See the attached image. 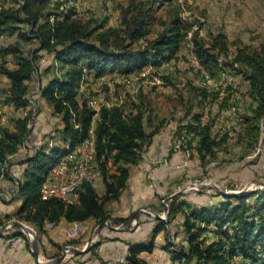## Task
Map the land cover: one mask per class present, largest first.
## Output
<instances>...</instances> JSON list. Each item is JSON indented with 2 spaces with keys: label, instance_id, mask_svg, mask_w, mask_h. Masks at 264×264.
I'll use <instances>...</instances> for the list:
<instances>
[{
  "label": "trees",
  "instance_id": "obj_1",
  "mask_svg": "<svg viewBox=\"0 0 264 264\" xmlns=\"http://www.w3.org/2000/svg\"><path fill=\"white\" fill-rule=\"evenodd\" d=\"M3 1L0 4V39L14 36L15 40L0 43V75L9 82L0 103L15 110L28 105L29 82L39 70L40 58L47 55L52 62L44 72L53 73L55 67L58 73L50 75L46 84L39 88V94L50 105L52 115L59 117L61 122L59 128L44 136L42 146L25 158L26 167L15 181L9 177V157L23 144L31 114L13 117L14 130L0 126V175L14 187L13 198L21 199L15 216L31 223L37 234L43 236L47 232L45 222L57 224L62 219L68 222L93 219L99 224L109 220L105 202L118 197L129 177L130 166L141 161L162 123L148 131L144 111L139 105H134L129 112L119 105L101 106L94 117L95 111L88 105V97L82 95L79 98L80 81L86 72L95 78L113 70L125 74L149 60L157 65L160 59H171L192 26L181 20L178 9H175L168 21L160 23L162 29L155 37L146 38L154 17L153 4L157 0L130 1L120 10L117 26H108L105 18L83 20L74 16L72 9H61L58 0ZM196 35L194 31L195 56L211 75L217 74L221 69L217 56L228 51L225 34L218 32L208 45ZM143 38L144 43L133 48L134 43ZM225 66L247 84L243 96L249 99V105L240 126L247 132L243 138L255 140L259 122L264 117V39L257 47L245 44L237 47ZM195 90L199 102L206 98L208 92L205 89ZM200 118L201 114L193 113L192 121L200 123ZM93 119L95 159L105 187L104 196L99 199L95 189L83 183L77 190L78 203L75 205H65L56 198L41 199L39 184L44 175L61 156L88 137ZM184 128L191 129L193 124H186L180 130ZM225 139L212 136L209 123L201 126L194 147L198 160L203 162ZM216 194L221 195L222 200L213 206L186 205L181 223L185 246L170 241L171 234L166 227L181 207L177 202L181 194L175 195L169 203L165 221L155 219L152 239L163 231L164 250L170 261L177 264H264V188L236 196ZM226 222L228 226L223 228ZM210 224L216 229L209 230ZM18 236L26 240L20 231L8 237ZM104 240L110 238L99 237L87 253L93 252L94 247ZM77 242L76 239L67 240L69 245ZM126 245V262L123 264H147L138 255L151 252L153 241L127 242ZM55 246L61 249L59 245ZM55 256L57 254L52 257ZM234 258L240 261H233Z\"/></svg>",
  "mask_w": 264,
  "mask_h": 264
},
{
  "label": "rangeland",
  "instance_id": "obj_2",
  "mask_svg": "<svg viewBox=\"0 0 264 264\" xmlns=\"http://www.w3.org/2000/svg\"><path fill=\"white\" fill-rule=\"evenodd\" d=\"M130 1L138 3L143 0H80L77 15L83 20L105 18L108 26H117L120 10L126 7ZM206 1L157 0L153 4L154 17L149 26V32L145 37H155L156 33L162 29L160 23L168 21L170 14L175 9H178V15L181 20L191 24V30L194 28L191 35H188V31L174 56L171 59H160L157 65L151 64L149 60L146 64L135 67L129 73L122 74L113 70L103 74L102 77L96 78L91 73H84L80 81L82 88L78 90L79 98L82 95L87 96L88 105L92 109L105 101L123 106L126 112H129L134 105H139L144 111V122L147 130L149 131L162 123L161 129H168L173 139L177 136L176 134L182 131L180 127L186 124H193V128L199 129V126L202 124L209 123L210 129L213 131L220 130L221 127L225 126V123L222 121L229 120L233 115L224 114L222 118L218 119L217 113L211 106L216 98L222 97L220 105L226 109L230 105L233 91H238L241 94L242 116L245 115L249 99L245 95L243 96V93L246 91L247 84L235 73H232L234 76L232 88L226 89L221 94V90L205 89L208 94L204 100L199 102L195 88H202L201 75L200 70L192 61L193 56H195L192 42L193 32L195 31L197 33L196 37L202 39L206 45L210 44L212 37L218 32L224 33L228 51L227 53H219L217 59L222 54L225 60L229 61L233 57L237 47L244 44L257 47L259 40L264 38V29H254L252 26H250L252 28L250 29L246 24V27L241 24L239 21L242 18L243 10L241 0H220L218 3L220 8L217 5H208ZM3 2V0H0V4ZM262 10L264 11V9ZM144 39H140L134 43L133 48L143 44ZM9 40L7 39L6 42ZM3 42L5 44V40ZM48 62L51 63L52 60L47 55H43L39 60L40 65L48 64ZM201 66L204 68L202 64ZM57 71L54 67L53 73H49V76L57 74ZM212 76L220 80L219 73ZM126 78L134 81L133 87L125 81ZM0 85L4 89L5 85L3 86L1 82ZM204 102L209 105L206 109L203 105ZM193 113L201 114L200 123L192 121ZM240 128H243V126H240ZM240 128L238 133L230 132L229 130V133H232V135H225V141L216 145L213 153L203 162L199 161L195 154L194 147L196 144L193 141H186L185 144L187 145L190 162L189 167L182 171H189L190 175L185 180L189 183L196 181L195 183L197 184H215L231 192L242 191L241 194L253 193L264 188L262 184L264 183V158L249 157L254 148L258 146L259 133L255 140L248 139L247 137L243 138L247 132L244 128ZM212 136H216L217 139L220 138L215 132ZM261 145L264 146V135ZM178 148L182 152L185 150L182 146ZM194 157L197 158L198 162H195L196 159L193 160ZM195 190L187 189L186 191L191 192ZM209 190L212 193H217V190L214 188H209ZM249 201H253V199ZM160 216H163V214ZM17 221L29 227L37 236L38 242L40 240L39 260L46 262L54 258L49 255V250H46L41 244L43 235H38L36 228L32 224L22 220ZM106 227L107 225L104 224V228ZM15 229L21 232L20 228L16 227ZM8 230L14 231V228H8ZM90 232L92 235L93 231L91 230ZM78 237L79 234L75 238ZM97 239L98 237H95L94 242ZM170 241L175 242L173 237H170ZM176 243L181 242L176 241ZM182 245L185 246V243ZM70 246L79 249L83 248V246L76 244ZM29 248L31 247L29 246ZM63 248L60 249L58 255ZM75 259L76 256L68 254L62 263L74 260L76 263L82 264V262ZM232 260L240 261L239 258Z\"/></svg>",
  "mask_w": 264,
  "mask_h": 264
},
{
  "label": "crops",
  "instance_id": "obj_3",
  "mask_svg": "<svg viewBox=\"0 0 264 264\" xmlns=\"http://www.w3.org/2000/svg\"><path fill=\"white\" fill-rule=\"evenodd\" d=\"M206 2L208 5L220 6L218 5L220 0H207ZM241 6H243L242 18L239 19L241 24L244 27H246V24L254 29H264V11L262 10L264 9V0H241ZM250 29L252 28L250 27ZM7 39L10 40L6 42ZM263 39H260L259 42ZM4 40L5 43H11L15 40V37H2L0 43ZM48 64L40 65L39 70L34 73L29 82L28 105L24 109L15 110L9 105L0 103V126L7 127L10 130H14L11 120L13 117L31 114L30 127L23 144L14 155L9 157V177L13 181L21 177L26 167L25 158L32 151L42 146L44 136L61 126L59 117L52 115L50 105L39 94V88L44 86L50 77L49 73L44 72ZM0 82L3 86L5 85L4 89L0 85V88H2L0 89L1 99L4 96L5 89L9 86V82L2 75H0ZM50 145L51 143H49ZM183 158L184 152L175 145L169 130L160 129L142 154L141 161L130 166L129 177L118 197L108 199L105 202V208L110 216L108 221H110V224L115 225H111L115 229L108 226L104 228L103 226L97 235V241L99 237H108L110 240L100 242L94 247L93 252L80 255L75 260H79L82 264H111L118 256H126L127 242L153 241L152 251L141 252L138 255L139 258L146 261L147 264H177L170 261L168 252L164 250V232L159 231L152 239L151 231L156 224L153 213L163 214V201L168 197H172L166 203L168 206L175 195L181 194L177 198V202L184 207L181 208V206L176 210V214L173 215L171 222L166 227L175 242L180 241L181 244H184V232L181 223L186 205L198 208L207 207L213 206L222 200L221 195L212 193L207 188L197 190L192 186L187 187L180 193L185 187L184 185L191 184L185 180L190 175L189 171L185 172L182 171L183 169L173 168L174 165L181 163ZM193 160L198 162L196 157ZM10 185V181L0 175V224L16 220L15 214L21 205V199L13 198L14 187ZM94 189L98 198L101 199L105 193L101 178L97 181ZM187 189L196 190L188 192ZM136 211H138L136 222H131L126 229L122 230V225ZM114 220H123V222H113ZM97 225L93 219L82 222L79 237L74 238L78 241L76 245L84 248L89 241L90 231H94ZM69 227L70 222L62 219L54 227L46 230V236L41 238V244L46 250H49V255H58L60 250L55 245H59L61 249L69 245L65 234ZM8 228H14V231H9ZM8 228L0 237V264H37L31 254L27 237L25 236L26 240L19 236L15 238L8 237L11 233L18 231L15 229L16 226ZM61 264L77 263L70 260L68 263Z\"/></svg>",
  "mask_w": 264,
  "mask_h": 264
},
{
  "label": "built area",
  "instance_id": "obj_4",
  "mask_svg": "<svg viewBox=\"0 0 264 264\" xmlns=\"http://www.w3.org/2000/svg\"><path fill=\"white\" fill-rule=\"evenodd\" d=\"M61 4V9H72L74 11V16L77 15L79 10L80 0H58ZM188 32L190 36L192 31ZM232 59V58H231ZM193 63L200 70L201 75V87L204 89H217L221 90V93L228 88H232L234 82V76L232 72L225 66L227 62L224 55H220L217 59L218 66L221 67L219 73L220 80L212 76L205 68H202L199 60L196 56H193ZM9 64V62H8ZM167 64V63H166ZM200 64V65H199ZM169 65V64H168ZM234 67L237 66L236 63L233 64ZM164 66V65H163ZM102 77V76H100ZM218 80V81H217ZM132 87L134 86V81L125 79ZM79 88H82L81 84ZM233 90V89H232ZM222 97L216 98L211 108L217 113L218 119L222 118L224 114L233 115L229 120H223L225 126L221 127L220 130H212L211 134L214 132L220 138L229 134L232 135L233 132H238L240 124L242 122V100L241 94L238 91H233L230 98V105L224 109L220 104ZM220 102V103H219ZM114 105L113 103H108L107 101L100 103L98 107H93L95 111L94 117L97 116V112L101 106L110 107ZM204 108H208L209 105L204 102ZM203 126V124L201 125ZM201 126H199L201 128ZM30 127V123L27 124ZM94 119L91 123V128L89 130V135L87 138L76 144L67 153L61 156L58 161L48 170L44 175L43 179L39 184V195L41 199L56 198L60 200L65 205H75L78 203V188L83 183L90 184L93 188L96 187L97 181L100 179V168L95 159L96 149H95V139H94ZM200 128L196 129H182V131L177 135L175 139V144L177 147L182 146L184 150V158L181 163L176 164L173 168L185 169L189 167V154L186 141H193L194 144L199 139ZM264 133V117L259 122V138L258 146L254 148L253 152L249 157L254 158H264V146L261 145ZM166 220V219H165ZM163 220V221H165ZM53 222H45L44 228L46 230L54 227ZM228 222L223 224V228H227ZM82 227V222L72 221L70 222V227L66 230L65 234L68 239H73L78 236ZM209 230H215L216 226L210 224L208 226ZM126 262V256H118L111 264H123ZM87 264V263H84Z\"/></svg>",
  "mask_w": 264,
  "mask_h": 264
},
{
  "label": "water",
  "instance_id": "obj_5",
  "mask_svg": "<svg viewBox=\"0 0 264 264\" xmlns=\"http://www.w3.org/2000/svg\"><path fill=\"white\" fill-rule=\"evenodd\" d=\"M263 186H264V183H262ZM196 187L197 189H203V188H214L216 189L219 193H221L222 195H226V196H236V195H239L241 194V192H231V191H228L226 189H223L215 184H212V185H206V184H203V183H191L189 184L188 186H185L181 191H184L187 187ZM172 198V197H168L166 198L164 201H163V205H164V213H163V216H160L156 213H153L154 214V217L156 219H161V220H165L168 216V206H167V201ZM137 216H138V211L134 212L128 219L127 221L122 225L121 229L124 230L126 229L130 224L131 222L137 220ZM104 224H106L109 228L111 229H115L111 226L110 224V221L106 220L104 222H101L97 225V227L95 228V230L93 231L89 241L86 243L85 247L83 249H77L73 246H70V245H67L63 248V250L60 252V254L52 259H49L48 261L46 262H41L39 260V242H38V238L37 236L34 234V232L27 226H25L22 222L20 221H17V220H11V221H8L2 225H0V235L10 226H16L18 228L21 229V232L27 237L28 239V242H29V245H30V249H31V254L33 256V258L35 259V262L37 264H61L63 259L68 255L70 254L71 256H78V255H81V254H85L89 251V249L92 247V245L94 244V239L95 237H97L100 229L104 226Z\"/></svg>",
  "mask_w": 264,
  "mask_h": 264
}]
</instances>
